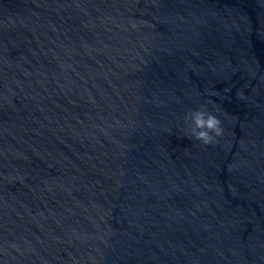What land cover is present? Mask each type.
Returning a JSON list of instances; mask_svg holds the SVG:
<instances>
[{
    "label": "water",
    "instance_id": "95a60500",
    "mask_svg": "<svg viewBox=\"0 0 264 264\" xmlns=\"http://www.w3.org/2000/svg\"><path fill=\"white\" fill-rule=\"evenodd\" d=\"M0 264H264V0H0Z\"/></svg>",
    "mask_w": 264,
    "mask_h": 264
},
{
    "label": "clouds",
    "instance_id": "9594fccd",
    "mask_svg": "<svg viewBox=\"0 0 264 264\" xmlns=\"http://www.w3.org/2000/svg\"><path fill=\"white\" fill-rule=\"evenodd\" d=\"M135 27V25H133ZM213 111H209L207 103L191 110L184 116L188 132L186 138L201 143L204 146H214L224 135L222 121ZM15 250V249H13Z\"/></svg>",
    "mask_w": 264,
    "mask_h": 264
}]
</instances>
